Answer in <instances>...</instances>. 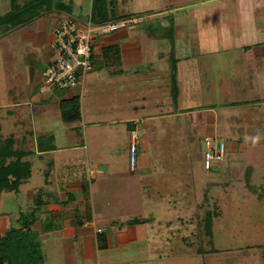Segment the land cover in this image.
I'll use <instances>...</instances> for the list:
<instances>
[{
    "label": "crops",
    "instance_id": "obj_1",
    "mask_svg": "<svg viewBox=\"0 0 264 264\" xmlns=\"http://www.w3.org/2000/svg\"><path fill=\"white\" fill-rule=\"evenodd\" d=\"M152 2L136 0L139 9L135 11L127 4L120 17L137 23L133 25L136 28L146 23L148 29L145 33L138 29L129 33L123 31L126 26L103 38L97 37L93 70L79 88L64 91L67 93L64 96L57 91H40L42 74L54 58L53 31L61 18L56 13L50 15L55 20L51 33H47L46 20L35 19L38 31L44 33L41 38L44 48L40 46L41 55L31 52L24 55L27 99H16L7 105L11 119L10 109L28 107L27 114L15 116L14 128L7 138L13 137L15 148L24 152V161L31 165V176L20 188L28 187L26 192L34 203L33 225L21 212L10 215L4 212L8 216L1 218L0 214V239L13 228L29 231L39 246L41 260L37 264H80L81 255L86 264H104L103 260L109 256L106 253L129 243L125 234L130 230V223L120 227L112 222L114 205L112 201L105 202L101 195H112V187L121 188V180L112 179V160L114 155H123V152L125 157L129 155L133 133L137 134V163L134 169L130 167V172L138 174L139 179L148 177L149 171L158 170L151 157L161 153L160 139L169 136L163 127L172 119L176 121L172 134L176 133L175 128H180L175 125L183 123L186 127L190 125L193 133L204 137V141L217 142V138L222 143L227 141V168H235L236 153L248 152L238 144L245 137V117L250 111L256 114L258 108L264 114V0H217L218 12L211 3L195 5L187 21L190 36L176 44L179 55H144L142 34L152 35L166 28L168 39L172 37L174 20L170 22L164 17L167 13L152 9ZM148 5L150 8H144ZM120 17H112L117 19L111 24L122 22ZM155 63H159L158 67H153ZM144 65L150 66V70H145ZM87 76L89 84H85ZM102 76L105 82L119 80L103 84ZM75 97L80 99L81 120L66 124L61 119L60 102ZM254 118L255 124L261 122L258 116ZM262 119L264 124V115ZM17 128L23 130L19 132ZM61 140L67 144H61ZM51 145L54 150L48 149ZM258 147L264 149V142L258 143ZM191 149L189 156L196 157L201 150V139L193 154ZM82 150L87 161L95 163L87 167L92 181L88 187L90 193L84 176L76 174L79 168L83 173V168L78 166ZM203 150L206 151L205 143ZM66 168L72 171L70 181L60 173ZM188 170L192 176L191 168ZM37 175L39 179L33 181ZM57 193L60 200L48 199ZM5 195H0V201ZM166 198L171 205L186 203L178 196L166 195ZM100 236L104 238L103 249ZM48 241L61 250L59 256L49 254L45 248Z\"/></svg>",
    "mask_w": 264,
    "mask_h": 264
},
{
    "label": "rangeland",
    "instance_id": "obj_2",
    "mask_svg": "<svg viewBox=\"0 0 264 264\" xmlns=\"http://www.w3.org/2000/svg\"><path fill=\"white\" fill-rule=\"evenodd\" d=\"M30 1L32 0H16L15 5L20 9H25L29 6ZM101 1L50 0L48 2L51 4L50 8L56 9L57 7L60 11L54 10L48 13L44 10L39 18L46 20L49 28L47 33H51L55 24V20L53 21L50 17L53 13L59 14L61 21L71 19L80 23L81 18H88L89 13L91 15L94 9L97 10ZM105 1L109 10L108 17L111 19L115 15L120 17L127 4L134 11L136 8L139 9L136 0ZM12 2L13 0H0V17L12 10ZM200 3H211L215 11L218 12L217 0H153L152 9H155L156 12L167 13V17H164L170 22L174 20L171 29L172 37L168 39L166 32H164L166 28H162L159 33L152 35L142 34L143 54L179 55L176 53V44L178 45V42L186 40L190 36L191 30L187 21L192 15L191 8ZM144 8H150V5ZM120 18L123 21H129L125 17ZM158 19L164 20L163 18ZM35 21L32 20L24 26L13 29L8 25L0 27V123L3 125L0 130V143L9 136L11 129L14 128L13 122L15 121L13 119L15 116L18 113L27 114L28 112L27 106L14 107L10 109L13 115L11 119L12 116L7 113L10 106L7 105L16 99H27V95H25L27 74L24 67V55L27 52L41 55L42 51L39 49L42 47L41 38L44 35L43 32L38 31L39 26L37 27ZM83 24L86 23L83 22ZM148 27L149 25L146 23L137 28L128 25L123 31L134 33L135 29H138V31L145 33ZM105 36L106 34L99 31L93 33L92 45L96 53L95 39ZM221 55L227 54L222 53ZM158 64L155 63L153 67L155 65L158 67ZM144 67L145 70L151 68L146 65ZM88 77H86L85 84L88 83ZM101 80L103 84L118 83L119 78H114V81L109 79L105 82L104 76H102ZM144 82H147L146 79ZM53 91H57L62 96L67 94L65 93L67 91ZM260 111L258 108L254 115L250 111L246 115L248 118L245 117L246 127L243 132L245 137L238 144L241 149L244 151L247 149L248 152L235 154V168L233 169L226 166L228 162L226 151L225 160L222 163L214 162L210 170L206 171L205 151L203 150V144L206 143L204 137L195 135L193 128L190 125L186 127L183 123L175 125L180 127L175 128L176 133L179 134H172L173 123H176L173 119L169 120L168 124H164V133L169 136L164 135L162 141L160 139L162 147L159 151L161 153L151 157L158 170L156 172L153 170L152 173L149 171L150 174L146 175L148 177L139 179L138 174L130 172V148H128L129 155L126 157L124 152L123 155H114L112 179L116 181L118 177L122 182L121 188L112 187L113 194L106 197L102 194L101 198L105 202L112 201L114 205V209H112L114 213L110 218L112 222L119 224L120 227H126L130 223L129 232H127L128 229L123 232H127L125 235L130 241L119 245L117 250L114 247L106 253L105 256L107 254L109 256L108 259L103 260V263L264 264V149L258 147V143L264 142L262 119L264 114ZM255 116H258V119L261 118V122L258 121L255 124ZM226 119L225 116V123H227ZM22 130L21 128L18 131L21 132ZM82 130L80 129V131ZM13 131L15 132V129ZM200 139L201 150L197 152L196 157H190V149L192 148L191 154H193L192 150L200 144ZM220 141L218 138L217 142L212 141L213 148ZM151 142L149 141V146H151ZM235 142L237 143L239 140ZM60 143L67 144L63 140ZM251 144H254L255 147L251 148ZM253 152H255L254 155ZM79 153L78 166L83 168V173L80 172L79 168L76 174L80 177L84 176L86 189L89 192L88 187L91 186L92 181L89 179L87 167L88 164L95 165V163L94 161H87L84 150ZM189 167L192 176L188 173ZM60 173L61 176H65L66 181L71 180L69 175L72 171L68 168ZM36 178L39 179V176H35L33 181H36ZM184 183L186 186H183ZM188 183L191 184V187ZM27 190L28 187L24 186L20 188L18 194L6 193L3 200L0 201L1 218L8 216L7 214L3 215L4 212H8L9 215L21 212L28 217V221L33 225L32 215L34 214L31 208L34 203L26 192ZM166 195L169 197L178 196L179 200H186V203L176 206L168 204ZM50 196L48 199L55 202L61 199L59 193ZM95 206L96 204L94 208ZM48 239L50 240V238ZM50 243L48 241L45 245L49 254L59 256L61 250ZM55 250L58 251L55 252ZM79 262L86 264L82 255Z\"/></svg>",
    "mask_w": 264,
    "mask_h": 264
},
{
    "label": "trees",
    "instance_id": "obj_3",
    "mask_svg": "<svg viewBox=\"0 0 264 264\" xmlns=\"http://www.w3.org/2000/svg\"><path fill=\"white\" fill-rule=\"evenodd\" d=\"M50 0H32L25 9L16 6V0L12 2V10L0 17V27L8 25L10 28L24 26L32 20L41 17L45 10L50 13L58 8H50ZM106 1L102 0L97 10H93L90 22L94 26L111 24L117 18L108 17ZM61 119L66 124H72L81 120L80 99L78 97L60 102ZM41 149H43L41 147ZM47 149V148H46ZM49 150L55 148L51 145ZM47 151V150H45ZM24 152L15 148V140L9 137L0 143V195L19 191L24 181L31 176V165L24 161ZM29 224V223H28ZM30 226V224H29ZM100 248H105L102 236ZM31 238L30 232H24L21 228H13L0 239V264H37L40 260V252Z\"/></svg>",
    "mask_w": 264,
    "mask_h": 264
},
{
    "label": "built area",
    "instance_id": "obj_4",
    "mask_svg": "<svg viewBox=\"0 0 264 264\" xmlns=\"http://www.w3.org/2000/svg\"><path fill=\"white\" fill-rule=\"evenodd\" d=\"M128 22V23H127ZM128 25H135L130 21L117 24L94 26L91 22L83 24L71 19L60 21L53 31L52 54L53 60L47 65L42 74L40 91L42 93L53 90L71 91L83 83L85 76L94 68V49L92 45L93 33L99 31L109 34ZM137 134L133 133L130 145V167L137 163ZM205 168L210 170L214 162L225 160L226 146L220 142L213 148L212 140L205 143Z\"/></svg>",
    "mask_w": 264,
    "mask_h": 264
},
{
    "label": "water",
    "instance_id": "obj_5",
    "mask_svg": "<svg viewBox=\"0 0 264 264\" xmlns=\"http://www.w3.org/2000/svg\"><path fill=\"white\" fill-rule=\"evenodd\" d=\"M82 22H84V23H89V18H85V19H83Z\"/></svg>",
    "mask_w": 264,
    "mask_h": 264
}]
</instances>
